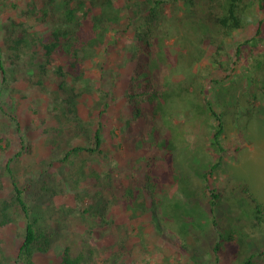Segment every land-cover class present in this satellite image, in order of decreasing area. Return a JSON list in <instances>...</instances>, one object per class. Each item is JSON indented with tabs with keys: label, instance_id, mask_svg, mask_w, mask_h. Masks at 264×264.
I'll use <instances>...</instances> for the list:
<instances>
[{
	"label": "rangeland",
	"instance_id": "obj_1",
	"mask_svg": "<svg viewBox=\"0 0 264 264\" xmlns=\"http://www.w3.org/2000/svg\"><path fill=\"white\" fill-rule=\"evenodd\" d=\"M33 2L42 6L41 0H0V45L3 49L8 50L5 25L14 20L23 23L18 28L19 34L25 30L33 36H46L51 31L52 22L41 24L35 18L23 16ZM121 3L116 1L118 6ZM187 6L176 11L167 9L165 19L154 24L155 38H150L154 56L161 50L169 55L170 64L164 69L165 76L170 83L184 89L181 90L183 99L173 98L170 109L173 112L168 123L155 120L148 113H137L136 103L129 97L131 87L138 82L135 77L139 68L141 36L148 26L146 16L133 22L128 34L118 37L120 42L113 48L95 50L85 62V78L78 83L63 78L51 68L49 75L43 78V84H35L39 77L28 63L30 57L17 60L8 51L6 68L11 73V81L0 97V201L11 200L14 193L12 180L7 174L10 160L21 185L32 183L34 189L41 188L39 182L53 176L56 184L62 187L60 194L54 197L33 190L28 196L34 216L42 222L64 224L66 229L48 254L36 256L34 264L60 263L68 246L73 247L74 256L93 249L95 264H114V260L115 264L192 263L193 239H181L163 221L164 212L159 202L186 200V189L206 187L193 165L217 160L206 138L207 133L212 134L214 130L188 126L184 144L174 151L164 150L156 144L172 132L170 126L174 130L192 116L186 110L189 99L204 89L214 98V92L222 93L223 101L218 102L226 128L223 139L226 172L211 176L209 192L223 188L229 179L236 180L249 185L264 204V107L259 108L253 117L244 116L249 107L246 103L247 84L240 90L241 114L235 115L223 104L225 86L231 80L249 75L256 56L263 51V44L255 40L257 24L235 30L224 39L225 48L218 49L217 44L208 45L201 33L193 31L186 35L181 31L174 19L176 15L181 17L189 11ZM57 9L61 11L62 7ZM239 45L244 49L240 59L236 56ZM216 59L225 65L232 63V67L221 74L216 69L219 66ZM62 63L58 61V65ZM203 71L207 73L206 80L195 77ZM227 75L231 76L230 79L225 78ZM260 77L264 74L260 73ZM213 79L223 82L215 83ZM2 80L0 68V84ZM62 84L76 87L80 94L76 112L86 122L103 109V93L115 95L104 121V153L96 156L87 153L88 165L83 178L73 175L70 167L61 162L73 147L90 146L84 135L69 132L75 126L74 113L68 110V96L61 89ZM20 152L23 155L17 157ZM110 174L115 180L117 177L126 179V185L129 179L137 183L139 201L136 205L123 202L118 193L121 202L114 200V192L105 188ZM107 199L114 201L109 206V224L93 215ZM24 232L23 218L18 224L0 227V264H27L19 259ZM248 234L255 239L264 238V223H252ZM226 263L232 262L224 258L222 264Z\"/></svg>",
	"mask_w": 264,
	"mask_h": 264
},
{
	"label": "trees",
	"instance_id": "obj_2",
	"mask_svg": "<svg viewBox=\"0 0 264 264\" xmlns=\"http://www.w3.org/2000/svg\"><path fill=\"white\" fill-rule=\"evenodd\" d=\"M116 1L41 0L42 6H39L38 2L31 3L23 16L35 18L41 24L52 22V28L46 36H33L25 30L19 34L18 28L23 23L14 20L12 24L5 25L8 50L0 45V68L3 72L0 97L4 89L9 88L11 81V73L6 68L8 51H11L17 60L22 61L24 57H30L28 63L37 71L39 77L35 84L42 85L43 78L49 75L51 68L63 78L68 77L73 83H78L85 78V62L95 50H110L120 42L118 37L128 34L133 22L140 16H146L148 26L141 36L139 68L135 77L138 82L131 87L129 97L136 103L137 113H148L153 119L168 123V118L173 112L170 110L173 98L177 97L179 101L183 99L181 90L184 89L181 85L179 87L178 84L169 82L164 73V69L170 64L169 55L161 50L154 56L151 51L153 41L150 38H155L154 24L165 19L167 9L176 11L188 5L189 11L181 17L176 15L174 21L186 35L193 31L201 33L205 35L203 40L207 41L208 45L217 44L218 49L225 48L224 39L235 30L257 24L255 40L258 44H263V51L256 56L252 69L248 71L249 75H243L237 81L231 80L225 86L227 91L223 94L227 99L224 97L223 104L228 110L235 112V115L241 114L240 90L242 85L244 87L247 84L249 87L246 90V103L249 107L244 116L253 117L259 112V108L264 107V77H260V73L264 74V17L261 18V14H264V0H118L122 2L119 6ZM58 6L62 7L61 11H58ZM243 53L244 49L239 45L236 56L240 59ZM130 54L132 55V52ZM216 60L219 64L216 69L221 74L232 67V63L225 65ZM58 61L63 63L58 65ZM195 77L206 80L207 73L203 71ZM230 77L225 76L227 79ZM213 82L223 81L213 79ZM61 89L68 96L66 102L69 112L74 113L75 126L69 129V132L76 136L84 135L90 142L89 147L76 146L70 149L61 162L70 167L73 175L83 178L86 176L88 165L87 153L92 156L104 153V121L115 95L103 93V109L95 114L90 122H86L76 112V102L80 97L76 87L62 84ZM196 94L193 99H189L186 109L192 116L174 130L170 126L172 132L156 145L164 150L174 151L184 144L188 126H203L206 130H214L212 134L208 132L206 138L210 141L217 160L208 164L193 165V170L204 180L206 187L186 189V200L159 202V207L164 212L163 221L174 229L181 239H193L191 264H222L224 258L231 260V264H264V238L255 239L248 234V227L252 223H264V204L254 195L249 185L236 180L229 179L223 188L211 189L209 192L211 176L226 172V150L223 144L226 128L224 113L220 111L218 102L223 101V95L217 91L213 94L214 98L207 94L206 89ZM24 148L30 150L29 146ZM22 155L20 152L17 157ZM11 162L12 160L8 162L7 174L12 180L14 193L11 200L0 201V227L15 225L21 218L24 219L25 232L19 259L27 264H34L36 256L48 254L54 244L60 241L66 229L64 224L42 222L34 216L28 196L33 190L34 193L54 197L60 194L62 187L56 184L53 176H47L39 182L38 187L41 188L34 189L32 183L21 185L13 172ZM93 175L98 177L95 173ZM109 178L105 188L114 192V200L121 202L117 197L118 193L124 199L123 202L131 205L138 203L136 182L129 179V184L126 185V179L117 177L118 180H115L112 174ZM113 203L112 199L103 202L100 208L94 210V218H102L105 224H109L108 211ZM184 248L187 250V245H184ZM93 253L94 250L90 249L74 256L73 247L68 246L58 264H95Z\"/></svg>",
	"mask_w": 264,
	"mask_h": 264
}]
</instances>
